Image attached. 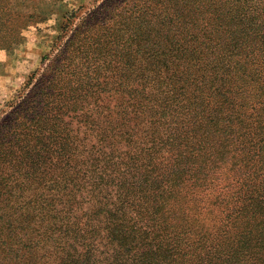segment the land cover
<instances>
[{
	"label": "trees",
	"instance_id": "obj_1",
	"mask_svg": "<svg viewBox=\"0 0 264 264\" xmlns=\"http://www.w3.org/2000/svg\"><path fill=\"white\" fill-rule=\"evenodd\" d=\"M15 104L0 264H264V0H106Z\"/></svg>",
	"mask_w": 264,
	"mask_h": 264
},
{
	"label": "rangeland",
	"instance_id": "obj_2",
	"mask_svg": "<svg viewBox=\"0 0 264 264\" xmlns=\"http://www.w3.org/2000/svg\"><path fill=\"white\" fill-rule=\"evenodd\" d=\"M8 1L9 0H0V121L12 110L14 105H16L15 103H18L20 98L37 84L47 66L59 54L60 49L69 40L73 31L89 14L102 6L106 0H62V2L57 3V5L63 6V9L67 10L70 18H72V15L74 16L69 31L65 34L62 33L60 28L63 23V13L62 11L53 9L54 7L59 9L57 5L47 6L48 0ZM17 4H20V6L16 7ZM25 5L29 7L28 11L32 14L40 10L49 11L50 9H53L56 13L52 14L47 20L38 16L28 23L23 21L22 17H15L19 11H22ZM11 6L12 11L10 12ZM11 14L15 16H11ZM97 75L94 76L93 79L101 84V88L103 82H107L109 87L112 85L114 86L115 80L111 76L106 79L103 72L99 77ZM115 104L116 101L110 102L108 100L103 103L102 108L106 105L113 109ZM94 117V121H97L96 119L104 121V117ZM69 121L73 123L72 127L74 132L78 129L85 131L86 125L91 122L90 119L81 116ZM114 123L118 125L121 124V122L119 123V120L115 118ZM230 126L227 125V122L223 123L221 130L226 127L230 128ZM217 135L227 137V134L223 133ZM98 139L97 135H93L84 141V145H97ZM221 139L223 138L220 137L218 142L221 141ZM195 142L196 139L193 140V143ZM211 150H213L212 144L206 143V151ZM235 153L237 154L238 152ZM244 161L245 159H242L237 162L243 164ZM226 167L227 169L229 168V166ZM93 182L95 183L96 181ZM256 231L259 230L255 227L252 229L249 228V233ZM46 235H49V233ZM56 236L57 235H54V237ZM51 238L52 233L50 232V237H47L48 244L42 246L50 247L49 241ZM242 245L243 244H241V246ZM100 247L107 246L102 245ZM111 247L112 248L108 250V254L102 256L103 260H105L104 263L110 264L113 262V258L120 256V254H117V256L114 255L116 251H113V247L118 246L114 244Z\"/></svg>",
	"mask_w": 264,
	"mask_h": 264
}]
</instances>
